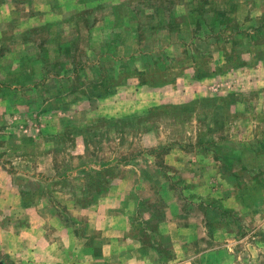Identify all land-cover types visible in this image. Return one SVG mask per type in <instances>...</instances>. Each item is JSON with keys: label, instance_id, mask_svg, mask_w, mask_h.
I'll return each instance as SVG.
<instances>
[{"label": "rangeland", "instance_id": "1", "mask_svg": "<svg viewBox=\"0 0 264 264\" xmlns=\"http://www.w3.org/2000/svg\"><path fill=\"white\" fill-rule=\"evenodd\" d=\"M262 25L264 0H0V264H264ZM221 137L253 149L239 196Z\"/></svg>", "mask_w": 264, "mask_h": 264}, {"label": "crops", "instance_id": "2", "mask_svg": "<svg viewBox=\"0 0 264 264\" xmlns=\"http://www.w3.org/2000/svg\"><path fill=\"white\" fill-rule=\"evenodd\" d=\"M259 27H263L264 28V25L259 26ZM263 28H260V29L263 30ZM222 41L228 42L226 40V38H225V40H222ZM227 59L228 60H231V58H227ZM197 65L198 66L195 67L196 68L195 69V73H196V71L201 70L203 68V67L201 68L200 63H198ZM257 67L254 68L253 70L256 71L257 73L259 72L260 76H263V73H264V64L261 65V66L257 65ZM213 75H214V73H211L210 75H209V73L207 74V76H210V77L213 76ZM198 79L199 78H197V79L195 78V80H198ZM176 90H177V88H176ZM217 103H219V102H217ZM217 103L214 102V105H213L214 109L217 108ZM222 105H224V103H222ZM219 107H220V105H219ZM231 137H221V139H222L223 142H221V141L218 142V141H215V140L213 141L212 140L210 144H212L211 147L213 148L214 151H225L223 153H219V155H221V156H218V158L219 159H222V157H224L222 159L223 162L222 161L221 162L223 164V169L225 170V172L228 173L225 176H226L228 182L232 186H234L236 188L235 195L236 196H239L240 193H241V191H243L244 189H247L248 188V183H247L248 182V179L246 181L243 179V177L245 178V171L244 170H246V169L248 170V168L245 166V164H243L242 157L245 156L247 153H250L251 151H253V149L252 148L246 149V150L245 149H242V145L239 144V143H237V141L231 140ZM205 141L206 140L203 139V142H205ZM228 144H232V146H233V148H231L230 151L228 150V147H226V145H228ZM209 148H210V145H209V141H208V144H205L204 147H203V149L204 150H208ZM253 148H256V149L260 150L261 148H264V144H260L259 147H253ZM210 150H212V149L210 148ZM226 150H228V151H226ZM263 150L264 149H262V151L260 150L261 153H264ZM169 153H171V151H169ZM227 157L228 158L231 157V161L227 162V160H226ZM201 200H207V199L202 198ZM202 202H205V201H202ZM263 203H264V200L262 198H258V199L255 200V209L254 210L257 213L259 212V208L261 207V205ZM230 212L228 211L227 214L228 215L231 214ZM223 214H225V213L223 212ZM222 216H224V215H222ZM169 222L171 223V222H173V220H170ZM103 228H105V227H103ZM180 233H183V232H180ZM52 246L55 248V244H53ZM19 247L21 249H24L26 252L33 253L31 244H28L27 243L24 246H19ZM15 250H17V249L15 248ZM79 262H80V260H78L76 264H78ZM61 263H62V261H57L56 264H61ZM89 264H93L92 260H91V262Z\"/></svg>", "mask_w": 264, "mask_h": 264}, {"label": "trees", "instance_id": "3", "mask_svg": "<svg viewBox=\"0 0 264 264\" xmlns=\"http://www.w3.org/2000/svg\"><path fill=\"white\" fill-rule=\"evenodd\" d=\"M159 8L158 7H156V9L153 11L154 12V14L152 15H150L151 16V20H152V22H155V20H156V22H157V24L156 25H158V27L157 28H159V27H161V26H165V24H164V22L165 21H163L162 22V19H161V15L160 14H157V10H158ZM211 9H214V8H211ZM216 11H217V17L215 18V16H216V14H214V16H212L213 17V20L211 21L213 24H222V21L224 20V16H225V11H223V10H218V9H215ZM134 13H136V12H138L139 13V11H133ZM215 12V11H214ZM159 15H160V18H159ZM221 16V17H220ZM135 18H137V15L136 14H134V19ZM151 20L149 19V21L146 23V25H144L143 24V22L144 21H140L138 24H140V25H137L138 26V28H141L142 30H144L145 29V27L148 25V24H150V22H151ZM208 22H210V20L208 21ZM210 22V23H211ZM171 22L169 21L168 22V26L171 28ZM149 26V25H148ZM151 27H155V24H151L150 25ZM156 28V29H157ZM137 74H139L140 75V78H141V81L143 80L142 79V77H143V74L141 73L140 74V72H138ZM201 73V71L200 70H198L197 71V74H196V76H199V78H201L202 76H204V75H206V73H204V74H202ZM174 75V73L172 72V71H170V72H168L167 73V76H165V77H163V78H169V77H171V76H173ZM144 81V80H143ZM100 82H101V80H99L98 78H96V79H94V81H91V83H90V88L91 89H89V95L91 96V94L93 93V92H97L99 95H102V94H108L109 92H110V85H109V83L108 84H101V85H99L100 84ZM99 88H101L102 90L101 91H99ZM71 89V88H70ZM73 90H74V92L76 91V90H79L80 92L83 90V89H78V88H76V87H74L73 88ZM227 162H229V161H231V157H227ZM221 213V212H220Z\"/></svg>", "mask_w": 264, "mask_h": 264}, {"label": "water", "instance_id": "4", "mask_svg": "<svg viewBox=\"0 0 264 264\" xmlns=\"http://www.w3.org/2000/svg\"><path fill=\"white\" fill-rule=\"evenodd\" d=\"M1 264H3V263H1Z\"/></svg>", "mask_w": 264, "mask_h": 264}]
</instances>
